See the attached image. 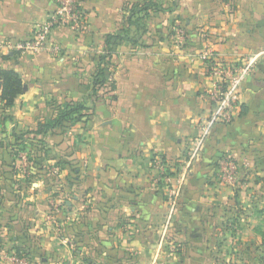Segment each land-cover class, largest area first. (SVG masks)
<instances>
[{"label": "crops", "instance_id": "0c3cea01", "mask_svg": "<svg viewBox=\"0 0 264 264\" xmlns=\"http://www.w3.org/2000/svg\"><path fill=\"white\" fill-rule=\"evenodd\" d=\"M143 1L85 0L86 32L56 27L41 52L0 53V68L24 82L5 109L0 79V251L27 247L43 264H264L250 214L264 201V0H155L166 10L131 25L136 42L116 48V101L104 88L93 96L107 34L128 27L124 5ZM53 7L0 0V41L31 37ZM217 61L253 67L234 122L214 129L172 211L168 187L211 112ZM70 101L92 114L17 141ZM227 156L238 166L233 184ZM159 160L172 165L169 181Z\"/></svg>", "mask_w": 264, "mask_h": 264}, {"label": "built area", "instance_id": "2783aa9c", "mask_svg": "<svg viewBox=\"0 0 264 264\" xmlns=\"http://www.w3.org/2000/svg\"><path fill=\"white\" fill-rule=\"evenodd\" d=\"M85 0H52L53 9L49 20L35 28L31 37L20 40L4 39L0 41V53L13 51L38 53L48 48L50 34L53 28L63 27L73 32L82 33L88 30V15L84 8ZM50 49L58 52V46H50ZM206 57H212V51H206ZM253 67L251 62L246 65L236 66L225 62H215L211 70L218 74V81L207 92L212 100V109L207 118L203 120L202 132L194 140L187 160V166L183 170L182 178L177 185L168 187L169 200L174 211L181 200L182 190L190 167L204 149L206 141L217 126L228 125L236 118V108L239 105L244 81ZM158 167L163 178L169 181L172 165L158 161ZM237 163L231 156L224 157L221 161V169L224 179L233 184L237 174ZM0 257L7 264H43L34 262L26 255L19 254L16 250H2Z\"/></svg>", "mask_w": 264, "mask_h": 264}, {"label": "trees", "instance_id": "16d2710c", "mask_svg": "<svg viewBox=\"0 0 264 264\" xmlns=\"http://www.w3.org/2000/svg\"><path fill=\"white\" fill-rule=\"evenodd\" d=\"M170 9V8H169ZM124 12L127 13L126 19L128 27L121 28L120 30L109 33L105 39L104 53L100 56V62L93 74V96L100 94L102 88L106 89L103 95L108 96L112 102L116 101V82L112 78L113 71L111 67L113 65V56L116 52V48L126 42H136L131 36V25H136L138 29L143 26L142 21L151 16V12L165 11L155 0H146L143 2H134L132 4H126L123 8ZM0 79L3 81V88L1 93V99L4 103L5 109H11L16 101V98L24 92V82L20 74L13 68H0ZM57 112L50 118H47L39 122L37 129L28 130L27 132L19 135L17 141L22 139L25 134H37L46 136L50 131L57 128L66 127L68 124H73L78 121H82L84 118L89 117L92 113L85 102H66L56 108ZM39 150L45 152L44 139H38ZM24 149V148H19ZM264 239V232L262 234ZM19 254L26 255L30 260L31 253L27 247L16 248Z\"/></svg>", "mask_w": 264, "mask_h": 264}, {"label": "rangeland", "instance_id": "374dc122", "mask_svg": "<svg viewBox=\"0 0 264 264\" xmlns=\"http://www.w3.org/2000/svg\"><path fill=\"white\" fill-rule=\"evenodd\" d=\"M248 212H249V209H248ZM250 214H254V217L252 219L251 224L255 227L257 232H260L263 234V232H264V201L258 202V204H256V206L254 207V210ZM263 241H264V239H263ZM258 256H260V255H258ZM254 263L252 262V263H248V264H254Z\"/></svg>", "mask_w": 264, "mask_h": 264}]
</instances>
